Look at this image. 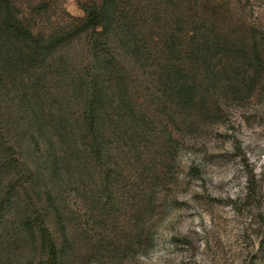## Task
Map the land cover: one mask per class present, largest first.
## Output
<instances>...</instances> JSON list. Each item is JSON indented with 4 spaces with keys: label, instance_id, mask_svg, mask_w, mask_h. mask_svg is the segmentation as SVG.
Returning a JSON list of instances; mask_svg holds the SVG:
<instances>
[{
    "label": "rangeland",
    "instance_id": "rangeland-1",
    "mask_svg": "<svg viewBox=\"0 0 264 264\" xmlns=\"http://www.w3.org/2000/svg\"><path fill=\"white\" fill-rule=\"evenodd\" d=\"M102 1L0 0L43 38L0 49V264L39 260L35 215L63 264H264V74L230 85L219 46L264 0H124L85 29Z\"/></svg>",
    "mask_w": 264,
    "mask_h": 264
},
{
    "label": "trees",
    "instance_id": "trees-1",
    "mask_svg": "<svg viewBox=\"0 0 264 264\" xmlns=\"http://www.w3.org/2000/svg\"><path fill=\"white\" fill-rule=\"evenodd\" d=\"M124 4V0H103L102 4L91 2L85 5L86 18L84 28H92L93 31L102 27L104 32L109 25L112 24L113 19L117 15V7ZM39 10L40 7L35 8ZM27 17H22L17 14L11 7L0 8V49H7L9 40H17L22 46H32L37 54V49L42 46V37L36 32L29 23L25 20ZM219 44L223 57L221 60L231 62L235 68L242 69L237 71L236 77L232 76L228 80L231 84H240V80L248 79L250 73L254 80L260 74H264V28L261 26H251L246 32L242 34L235 33L234 37L229 41ZM204 44H198V48L191 49V52L200 53ZM219 48V49H220ZM246 62L242 65L240 62ZM244 67V69H243ZM239 72V73H238ZM238 75V76H237ZM242 76V77H241ZM190 87V86H189ZM186 95L189 100H193V92L191 87L187 89ZM95 99L88 102L85 110V122L90 128V134H101L102 131L96 130V117L98 116V109ZM99 106V104H98ZM94 151L99 153L98 143L95 137ZM20 227L30 234L32 241L39 245L40 258L38 261H29L26 264H63V249L60 248L55 236L46 224L41 219V216H29L20 221ZM65 235V233H64ZM68 241L67 236L65 237Z\"/></svg>",
    "mask_w": 264,
    "mask_h": 264
}]
</instances>
